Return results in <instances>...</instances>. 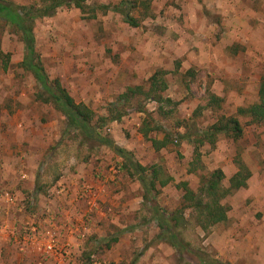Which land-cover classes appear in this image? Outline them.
Segmentation results:
<instances>
[{"label":"rangeland","instance_id":"1","mask_svg":"<svg viewBox=\"0 0 264 264\" xmlns=\"http://www.w3.org/2000/svg\"><path fill=\"white\" fill-rule=\"evenodd\" d=\"M0 1L27 10L43 6L41 0ZM126 1L135 3L130 15L139 27L112 11ZM87 5L97 9L95 18L61 7L35 19L39 59L50 80L58 79L93 112L95 127L124 115L100 132L141 165L159 169L153 203L143 199L144 187L121 157L68 128L64 114L42 102L43 88L21 66L20 36L0 21V264H203L201 257L264 264V125L237 116L240 108L259 103L264 0ZM105 6L110 10H100ZM160 71L159 83L168 84L163 96L172 102L160 105L139 93L120 101L129 88L148 92ZM223 117H238L243 136L220 134L211 144L203 133ZM152 140L168 146L158 150ZM240 168L252 176L237 190L229 179ZM217 169L225 173L220 205L230 211L227 220L210 225L196 200L185 196ZM159 209L176 217L171 225L186 252L161 234ZM33 228L53 232L70 256L51 261L24 245Z\"/></svg>","mask_w":264,"mask_h":264},{"label":"trees","instance_id":"2","mask_svg":"<svg viewBox=\"0 0 264 264\" xmlns=\"http://www.w3.org/2000/svg\"><path fill=\"white\" fill-rule=\"evenodd\" d=\"M42 7H37L36 10H27L25 7L15 5L13 3L4 4L0 1V21L13 28V30L20 36L23 43L25 54L21 66L26 71L31 72L40 86L43 88L44 93L40 96L43 103H53L58 111L64 114L68 121V128L77 130L85 139L90 141L99 142L101 145L107 146L112 149L118 157H121L126 164L124 167L129 170L133 175L137 176L139 182L145 189L143 199L149 203H153L150 194L156 191L155 180L158 175L156 166L146 168L139 162L135 161L131 152L119 147L116 142L109 136H103L100 130L108 123L120 121L124 115L117 114L116 117L107 120L102 119L98 127L92 125L94 121L93 112L84 104H78L74 98L68 93V91L62 86L58 79L50 80L49 76L43 67L36 46V36L33 29V22L37 18L52 17L55 15L57 9L61 7L71 8L75 7L79 9L82 14H90L92 12L93 18L97 15V9L87 5V0H41ZM202 1V0H199ZM130 4V6H129ZM135 3L132 1L122 2L118 8L113 9L115 13H121L125 16L126 23H129L133 27H139L138 22L130 15V11L135 8ZM105 10H110L109 7H102ZM128 11H125V10ZM85 14V15H86ZM5 58V57H4ZM3 58V59H4ZM7 63L10 62L9 56L5 59ZM5 63V61H4ZM6 63V64H7ZM8 66V65H7ZM164 71L157 72L151 79V86L148 92H145L142 87L129 88L127 92L120 96V101H124V98L128 96H136L144 94L150 101L157 102L162 105L164 102H172L170 98L163 96L164 92L168 89V84L164 81L160 84L159 75L165 74ZM163 107L159 108V111H163ZM237 116L249 118L253 124L264 125V80L261 83L259 90V103L254 104L248 108H240L237 112ZM220 134H225L231 139L238 140L243 136V128L238 117H223L217 123H215L210 129H208L203 136L209 140L211 144H215L216 138ZM149 133L144 132V136L148 137ZM152 144L156 149L162 150L168 146L167 142L152 140ZM151 172L148 175V172ZM247 174H243V169L239 171L230 180L231 188L235 187L237 190L245 188L248 180L251 178V171ZM243 175L245 177H243ZM225 180V175L221 170L212 172V175L208 182L200 187L197 192L188 190L185 196L186 201L196 200V205L201 207L200 214L206 215L208 224L215 225L227 220L229 207L220 205L221 199L226 197V192L223 196H219V190L221 183ZM168 179L163 185H169ZM186 186V183H180L177 185ZM221 197V198H220ZM205 199L209 203L205 202ZM211 201V202H210ZM193 205L192 207L196 206ZM157 207V205H154ZM155 219L158 222V226L161 229V234L166 238L178 251L184 253L187 251L186 246L173 232L174 226L171 225L172 220H176V217H167L165 212H161L160 209L155 215ZM207 228V226H205ZM203 264H224L219 261L212 262L210 260H204L201 257Z\"/></svg>","mask_w":264,"mask_h":264},{"label":"built area","instance_id":"3","mask_svg":"<svg viewBox=\"0 0 264 264\" xmlns=\"http://www.w3.org/2000/svg\"><path fill=\"white\" fill-rule=\"evenodd\" d=\"M91 192H86V195H89ZM31 237H25L26 241L24 245H27L30 249L31 244L33 251L36 250L39 255L51 260V261H60V259H67L70 256L69 250L60 243L55 238V234L51 231L43 232L39 234L37 229H31ZM42 239V240H39Z\"/></svg>","mask_w":264,"mask_h":264},{"label":"crops","instance_id":"4","mask_svg":"<svg viewBox=\"0 0 264 264\" xmlns=\"http://www.w3.org/2000/svg\"><path fill=\"white\" fill-rule=\"evenodd\" d=\"M159 141H160V140H159ZM217 170H221V169H217ZM214 171H216V170H214ZM238 171H239V170H238ZM238 171H237V172H238ZM222 172H223V171H222ZM237 172H236V173H237ZM223 173H224V172H223ZM236 173H235V174H236ZM235 174H234V175H235ZM224 175H225V173H224ZM234 175H233V176H234ZM233 176L230 177V179H229V183H230V180L233 178ZM249 180H250V179H249ZM249 180H248V181H249ZM247 183H248V182H247ZM241 189H244V188H241ZM239 190H240V189H239ZM4 219H5V217L2 218V220H4ZM7 224H8V223H7ZM8 225H9V224H8ZM1 230H4V229H1Z\"/></svg>","mask_w":264,"mask_h":264}]
</instances>
